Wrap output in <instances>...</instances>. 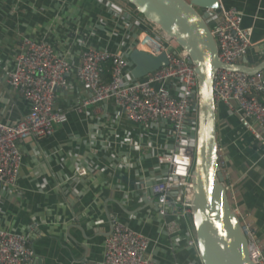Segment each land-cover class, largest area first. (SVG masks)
<instances>
[{"label": "crops", "instance_id": "0c3cea01", "mask_svg": "<svg viewBox=\"0 0 264 264\" xmlns=\"http://www.w3.org/2000/svg\"><path fill=\"white\" fill-rule=\"evenodd\" d=\"M219 2L237 10L242 27L251 30L252 48L236 65L262 67L264 78V0ZM142 21L121 0H0V122L14 126L30 111L6 82L23 38L49 44L75 70L86 50L129 59ZM66 83L54 101L64 122L50 138L20 142L17 181L0 183V230L28 237L34 264H101L117 221L149 240L152 262L201 264L188 220L162 217L150 191L166 179L157 160L172 151L169 126L143 129L111 103L83 107L90 96L74 73ZM216 126L225 183L234 184L230 204L264 256L263 150L223 105H217ZM175 221L179 228L171 234L167 226Z\"/></svg>", "mask_w": 264, "mask_h": 264}, {"label": "built area", "instance_id": "2783aa9c", "mask_svg": "<svg viewBox=\"0 0 264 264\" xmlns=\"http://www.w3.org/2000/svg\"><path fill=\"white\" fill-rule=\"evenodd\" d=\"M198 12L210 28L222 65L233 66L246 57L252 48L251 30L242 27L243 17L237 10L220 6L216 11L198 9ZM142 26L134 49L154 58L165 54L169 64L141 80L132 78L130 59L119 54L86 50L80 56V66L73 70L69 60L58 56L49 44L22 39L15 69L7 74L6 82L30 104V111L14 126L0 122V183L14 186L17 181L20 142L50 138L64 122V115L54 109L55 89H65L67 76L74 73L78 84L90 96L83 107L111 103L123 112L128 122L143 129L160 124L169 126L172 151L157 160L159 166L167 169L166 179L151 185L150 191L162 217L189 219L198 110L194 67L187 54L157 26L145 20ZM107 66H110L109 79L105 80ZM127 76L131 77L130 81ZM212 90L216 105L235 112L242 126L260 144L264 156V78L218 69ZM220 167L226 182L227 174L221 163ZM84 175L81 171L80 176ZM225 185L231 202L234 184ZM241 223L253 263L264 264L250 227L242 220ZM111 224L112 232L105 242L101 264H157L147 256L150 242L145 236L117 221ZM178 228V221L167 226L171 234ZM34 263L35 254L28 237L0 230V264Z\"/></svg>", "mask_w": 264, "mask_h": 264}, {"label": "water", "instance_id": "95a60500", "mask_svg": "<svg viewBox=\"0 0 264 264\" xmlns=\"http://www.w3.org/2000/svg\"><path fill=\"white\" fill-rule=\"evenodd\" d=\"M143 20L174 40L194 67L198 89L197 132L192 199L188 219L201 264H254L240 217L233 210L221 172L217 141V105L213 79L218 69L255 76L261 68L225 66L209 26L198 9L216 11L219 0H121ZM131 76L141 80L168 66L165 54L156 58L134 49L129 57ZM58 89H55V92Z\"/></svg>", "mask_w": 264, "mask_h": 264}, {"label": "trees", "instance_id": "16d2710c", "mask_svg": "<svg viewBox=\"0 0 264 264\" xmlns=\"http://www.w3.org/2000/svg\"><path fill=\"white\" fill-rule=\"evenodd\" d=\"M109 70H110V66L105 67V72H104V75H103V78L105 80H108L109 79V74H108V71ZM262 101H263V104H264V99H262Z\"/></svg>", "mask_w": 264, "mask_h": 264}, {"label": "bare ground", "instance_id": "6f19581e", "mask_svg": "<svg viewBox=\"0 0 264 264\" xmlns=\"http://www.w3.org/2000/svg\"><path fill=\"white\" fill-rule=\"evenodd\" d=\"M174 41V40H173ZM175 42V41H174ZM175 44H177L176 42H175Z\"/></svg>", "mask_w": 264, "mask_h": 264}]
</instances>
